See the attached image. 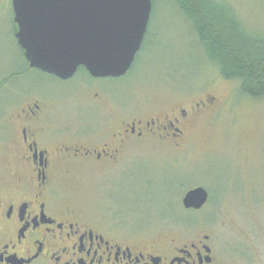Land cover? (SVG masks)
Here are the masks:
<instances>
[{"label":"rangeland","instance_id":"374dc122","mask_svg":"<svg viewBox=\"0 0 264 264\" xmlns=\"http://www.w3.org/2000/svg\"><path fill=\"white\" fill-rule=\"evenodd\" d=\"M155 2L151 40L133 74L101 85L120 95L131 91L136 103L128 113L167 111L206 98L214 99L216 105L199 119L181 150L165 148L158 141L134 146L118 167L73 172L64 184L66 195L87 205L97 197L102 179L111 178L109 182L117 178L115 182L124 192L115 196L117 201L128 209L140 210L137 228L150 225L162 233L171 225L168 220L179 222L186 232L211 233L220 246L228 247L226 264H264V100L239 97L238 82L223 79L216 68L205 63L176 8L164 0ZM220 2L228 9L232 6L249 30L264 31V0ZM6 3L0 4V79L17 67L23 68L15 63L11 0ZM16 84L21 88L18 97L5 108L0 120L1 188L15 172L12 165L18 126L14 118L40 98L39 93L58 96L67 88L37 71L18 78ZM78 95L70 102L57 97L50 101L58 120L75 121L77 108L88 100L84 91ZM197 187L208 191L210 201L201 211L188 212L182 199Z\"/></svg>","mask_w":264,"mask_h":264},{"label":"flooded vegetation","instance_id":"af4514ba","mask_svg":"<svg viewBox=\"0 0 264 264\" xmlns=\"http://www.w3.org/2000/svg\"><path fill=\"white\" fill-rule=\"evenodd\" d=\"M11 9L14 22L12 0ZM36 71L67 88L58 96L39 93L14 118L15 172L0 187V264H226L228 247L211 233L186 232L184 224L171 220L162 233L150 225L137 228L140 210L117 201L115 196L124 194L117 178L102 179L87 205L64 190L73 172L118 167L128 151L148 141L181 150L199 119L215 107L214 99L128 113L135 102L131 91L120 95L106 89L101 84L109 79H95L86 69L69 80ZM81 91L88 100L77 108L75 121L58 120L50 101L70 102Z\"/></svg>","mask_w":264,"mask_h":264},{"label":"water","instance_id":"95a60500","mask_svg":"<svg viewBox=\"0 0 264 264\" xmlns=\"http://www.w3.org/2000/svg\"><path fill=\"white\" fill-rule=\"evenodd\" d=\"M14 36L30 69L69 80L80 68L95 79H120L146 38L152 0H12ZM210 195L188 191L185 210L201 211Z\"/></svg>","mask_w":264,"mask_h":264},{"label":"trees","instance_id":"16d2710c","mask_svg":"<svg viewBox=\"0 0 264 264\" xmlns=\"http://www.w3.org/2000/svg\"><path fill=\"white\" fill-rule=\"evenodd\" d=\"M164 1L176 8L201 50L205 63L216 68L223 79L238 82L239 97H246L255 102L264 100V31L249 30L233 7L228 9L221 0ZM152 3L151 20L142 49L133 68L123 79L133 74L140 55L148 48L156 15L155 0H152ZM12 24L14 26L13 20ZM11 35L16 47L15 63L18 61L23 68L17 67V71L0 79V120L5 116V108L16 100L21 90L17 87V79L25 78L29 72H33L17 44L13 27ZM79 70L85 71L84 68Z\"/></svg>","mask_w":264,"mask_h":264}]
</instances>
